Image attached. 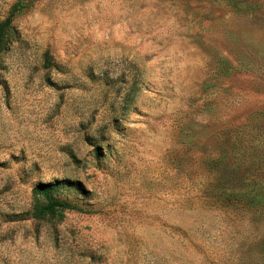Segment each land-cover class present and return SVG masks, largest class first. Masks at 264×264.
<instances>
[{
  "label": "rangeland",
  "instance_id": "1",
  "mask_svg": "<svg viewBox=\"0 0 264 264\" xmlns=\"http://www.w3.org/2000/svg\"><path fill=\"white\" fill-rule=\"evenodd\" d=\"M8 17L0 264H264V202L210 198L236 150L237 194L264 191V0H0ZM47 183L77 209L34 219Z\"/></svg>",
  "mask_w": 264,
  "mask_h": 264
},
{
  "label": "trees",
  "instance_id": "2",
  "mask_svg": "<svg viewBox=\"0 0 264 264\" xmlns=\"http://www.w3.org/2000/svg\"><path fill=\"white\" fill-rule=\"evenodd\" d=\"M24 7V4H22L21 2L15 3L10 9L9 17L12 16L13 13L18 12ZM9 17L4 22L0 23V50L3 47L5 29L8 24ZM235 131L236 130L232 128L228 129V131L226 132H228L227 134L237 133ZM236 137L237 135L234 136V138ZM251 149H253L252 151L254 152L257 151L258 147L252 146ZM222 157L212 159L213 167L219 172L220 179L217 181V187L219 189L217 188L216 191H213L210 195V198L227 207H235L241 202H244L246 205L251 206L257 203L264 202V191L255 192L250 197H242L235 191V189H238L240 185V179L235 175L239 167L237 166V163L241 160L239 158V155L237 154V150L230 156H228L229 159L227 164ZM217 162L219 163V165L216 164ZM254 171H256V174H253V181L260 175V172H258L257 168H254L252 170L253 173ZM57 188V184L49 183L39 184L38 186H36V189L34 191L36 201L32 212V216L34 219L41 220L46 217H61L63 212L77 209L75 206H72L67 201L55 199L51 196V194L55 192ZM228 189L233 191L229 192Z\"/></svg>",
  "mask_w": 264,
  "mask_h": 264
}]
</instances>
